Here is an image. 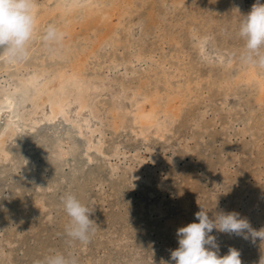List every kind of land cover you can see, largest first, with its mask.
I'll list each match as a JSON object with an SVG mask.
<instances>
[{"label":"rangeland","instance_id":"rangeland-1","mask_svg":"<svg viewBox=\"0 0 264 264\" xmlns=\"http://www.w3.org/2000/svg\"><path fill=\"white\" fill-rule=\"evenodd\" d=\"M174 1H135L141 5L135 19H145L149 27L145 40L166 52L175 47V40L165 37L168 29L161 20L172 19L182 28L184 20L200 25L203 19L201 14L194 19L183 4L174 9ZM204 1L195 6L201 3L203 7ZM166 7H171L177 17L167 15ZM230 8L225 4L221 14L215 13L210 29L215 30L213 37L221 40L214 47L223 48L225 40L230 44L226 45L229 52L234 54L237 47L242 53L239 26L251 9L241 8L234 15ZM210 29H204L206 34ZM212 56L219 59L216 54ZM32 59L20 61L29 64ZM4 64L12 65L0 62V66ZM10 69L15 71L16 67ZM248 94L243 87L223 104L218 93H206L204 96H211L204 105L208 107L194 112L193 124L185 117L174 126L177 134L166 132L163 138L136 135L137 127L131 121L126 122L127 131L117 129L111 113L100 135L108 154L80 153L62 168L49 159L55 122L42 120L35 127L25 124L5 150H0V264H36L57 252L74 255L78 264H174L170 255L178 248L177 230L198 223L195 213L201 208L210 219L221 211L236 212L256 232L264 229V126L256 125L264 123V103ZM201 119L210 127L200 141L197 138L199 145L188 135L199 134ZM218 131L224 142L215 141ZM115 149L120 150L119 156H114ZM68 193L92 211L90 219L97 224L87 244H69L65 235L70 218L61 198ZM210 235L216 237L221 256L231 247L241 253L242 264H264V238L246 231L245 239L215 229Z\"/></svg>","mask_w":264,"mask_h":264},{"label":"bare ground","instance_id":"bare-ground-1","mask_svg":"<svg viewBox=\"0 0 264 264\" xmlns=\"http://www.w3.org/2000/svg\"><path fill=\"white\" fill-rule=\"evenodd\" d=\"M135 1L35 0L36 28L27 56L32 61L0 60L12 63L0 66V150L25 124L35 127L42 120L55 122L49 159L62 168L80 153L108 154L100 135L111 113L117 129L127 131L126 122L131 121L137 127L136 135L163 138L166 132L177 134L174 126L185 117L193 124L194 112L208 107L204 105L211 96L206 93H218L224 104L245 87L249 96L264 103V68L242 62L238 48L234 54L229 52L225 40L223 48L215 49L221 38L213 37L215 30L210 29L223 5L236 15L241 8L251 9L256 0H205L198 8L199 0H175L174 9L183 4L194 19L200 14L203 19L200 25L184 20L182 28L172 19L161 20L168 29L165 37L175 40L170 52H160L145 40L149 27L145 19H135L141 8ZM170 9L166 7L165 13L177 17ZM150 16L155 18L153 12ZM47 25L63 33L62 40L46 44L42 37ZM204 29L211 31L206 34ZM215 54L218 60L213 59ZM129 91L131 96L125 98ZM200 124L199 134H189V140L200 141L207 134L210 126L202 119ZM256 125L260 128L264 123ZM215 134L216 142H224L220 131ZM119 149L113 151L114 156L120 155Z\"/></svg>","mask_w":264,"mask_h":264},{"label":"clouds","instance_id":"clouds-1","mask_svg":"<svg viewBox=\"0 0 264 264\" xmlns=\"http://www.w3.org/2000/svg\"><path fill=\"white\" fill-rule=\"evenodd\" d=\"M35 9V0H0V60L14 62L27 58L28 45L36 28ZM243 17L238 33L244 41L240 59L246 64L264 68V4L256 0ZM62 38L63 33L54 25H49L42 37L46 44L58 43ZM61 204L70 218L64 228L69 244L89 243L90 236L97 227L96 222L90 219L92 211L71 193L61 198ZM195 219L199 222L189 223L177 230L178 248L172 250L170 255L174 264H242L241 253L235 248L230 247L226 255L219 254L216 237L210 235L214 229L220 233L244 236L245 239L246 231L253 237L264 238V229L256 232L236 212L221 211L210 219L208 213L201 208L195 213ZM161 262L169 264L168 261ZM36 264H78V261L72 254L57 252L36 261Z\"/></svg>","mask_w":264,"mask_h":264}]
</instances>
